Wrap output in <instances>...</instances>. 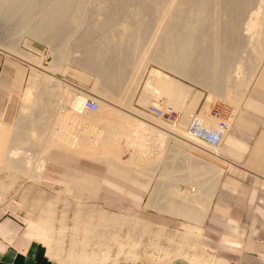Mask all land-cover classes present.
<instances>
[{"label":"bare ground","instance_id":"obj_1","mask_svg":"<svg viewBox=\"0 0 264 264\" xmlns=\"http://www.w3.org/2000/svg\"><path fill=\"white\" fill-rule=\"evenodd\" d=\"M256 1L257 0H99L98 4L100 5V8H98V14H103L104 16L100 15V17L102 16L105 19L104 22L97 25L95 24L96 21H94V14L97 12L92 10L94 9L92 5L95 4V0H0V31L5 29L6 32L4 33H8L9 35L24 31L39 38L40 40H45L53 47L57 53V57H59L58 59L62 62L71 59L70 55L72 46L77 48L79 52L81 51L83 56L81 60H79V65L85 70L95 73L97 76L96 87L94 89L95 92L99 94V99L97 100L98 109L95 112H90L91 114H95L98 112L99 108V112L105 108V103L108 102V100H113V102L122 100L120 98L127 94L129 84L131 86V78L138 70L145 55L148 60L157 63L166 70L168 69L173 74L181 76V78L184 77L186 78L185 80H189L191 83L194 82L196 85L199 84L205 86L206 89H209L211 95L215 92L213 94L228 97V93L226 92L234 85V76L239 79L240 77L238 78L236 74H242L245 70H251L253 73L254 70L259 67V63L261 64L264 59V0H262L260 7ZM154 31L156 36L152 37V40L155 38L154 40L156 41L153 44L154 48L152 47L153 45L151 46L154 50L153 53H149V50L147 51L148 48L146 40L153 35ZM1 34L3 35V33ZM17 35L19 34L17 33ZM245 38L247 40H245ZM71 40H75V43ZM243 40L246 42L244 41L245 43H243ZM204 44H210V47L204 49ZM243 44L246 45V47L244 46L245 48L248 47L247 51L243 47ZM150 45H148L149 48H151ZM202 45L203 47H201ZM13 48L14 46H12L10 50H13ZM243 53L248 55L247 59L245 57L246 55L244 56ZM33 59L34 58H32V60ZM37 73L38 72L34 71L31 72L28 81L29 88L26 91L27 100L28 98H32L31 95L34 92L36 93V97L34 98V101L29 103L28 100L24 105L22 104V107L24 108L23 115L16 123V125L18 124V127L22 126L20 128H22L25 132L21 129L18 130L23 131V134L26 136L21 134V132H15L14 128V134L9 141V150L8 152L6 151L7 154L5 155V159L3 161L4 167L6 166V168L8 167L10 170H14L28 176L32 175L30 173L31 171H27L28 169H25L23 164L26 163L21 162L22 160L20 158L23 157L18 150L23 145L29 143L30 138H32L34 134L37 137V143L39 142L38 144L40 145V148H43V150L41 151L39 150V146H35L37 143H34V146L36 147V150L38 148V150L42 152L45 159L54 148L65 150L76 156L84 155L90 157L95 154L98 157L100 156L102 161H104L103 156L110 155L113 148L115 149L117 156L118 154H123L122 150H119V147L121 146L117 149L114 139H112V136L109 135V132L111 134H117V132L124 131V129L120 128L118 125L119 127L113 128L114 131H112L108 128L110 126L105 125L103 119L104 123L102 122L101 117L100 119H93L94 117L92 115H86L85 112L87 113L88 111L84 109V106L89 95L72 94L71 91L69 92L67 90V86V88L61 86L62 83L60 84L59 82L54 81L55 78L53 79L51 75H41ZM249 75L247 74L248 77ZM242 77L243 79L241 80H243V82L240 83H244V76ZM236 78L234 81L235 83ZM249 79L246 81L247 83L250 81ZM51 85H53L54 88L58 87L60 89L59 86H61V89H64L65 96L63 93L61 95L64 96L63 98L66 97L64 102L69 104V110L62 108L60 109V112L57 111L59 114L56 115L54 108L50 104V97H53L57 90L56 92L54 91L53 94L50 88ZM236 85L237 84L234 85L233 89L235 91H233L238 94V92H242V90H239L240 88L237 86L239 88H237V91L235 88ZM245 87H247L246 84ZM171 89H173L171 92L172 97L170 99L171 105L183 108L182 102L186 101L189 96L187 94L190 93V91L188 92L187 88L181 82L162 72L154 71L147 83V89H144L139 100L143 104H147L150 102L152 97L153 99L156 97L158 100V98H161L162 95H167ZM246 90L247 89H245V91ZM241 92H239V94ZM57 94H55V96ZM126 96H129V94ZM126 109L125 113H122L124 121L135 119L139 121V123H142L140 126H143L146 130L150 131V133L145 136L147 137V139H145L149 141V143L145 144V147L138 152V154L142 156L143 154H148L146 145L148 149L150 147L153 150L157 147L158 150H155L159 152L162 144H165L163 138H171L170 134H172V138H174L173 135H175L177 136L175 139H178L179 137V139L184 140V144H193L195 147L190 146V148L193 147L192 150H196L201 155L210 157V154H212L214 150L216 151L223 146L225 139L231 130V122L225 120L228 124V129L222 145L218 148L210 147L189 132V128L196 117L201 119L204 122L205 127L209 130L217 128L220 120L214 122V127H208V123L206 124L205 118L208 117L212 121L211 117L208 115V112L210 111H207L206 109L196 115H192L190 113L189 118L191 119V122L187 128L188 132H186L187 123L185 124L181 122L182 124L179 123L177 127L169 126L165 122L153 116L147 114L145 115L141 112L133 111L132 109L131 112ZM201 114L206 117L204 118L199 116ZM43 120L46 122V125L44 123V125L42 124ZM52 122L55 123L51 124ZM101 125L103 129L101 128ZM82 130H85L86 134H84ZM29 133L31 137H28L30 136L28 135ZM82 134L86 136H83ZM128 135L131 134L128 133ZM117 136L118 135H116V137ZM141 137L142 136H140V138ZM189 139H191L193 143H191L192 141ZM111 155H113V153ZM25 156L27 155L25 154ZM160 156L161 155L158 154V157L161 159ZM101 158H99V160ZM27 161L28 159L25 160V162ZM216 161L219 162V159ZM43 162H45V160ZM153 162L152 164L155 163ZM200 166V168L206 172V177L210 175V178L216 179L217 182L220 180L223 170L217 165L215 167V165L204 161ZM199 171L200 170L196 171V174H198L197 172ZM207 172H210V174L208 175ZM38 174H33V179L35 178L36 180H34L35 182H39L42 176ZM187 176L188 179H190L188 174ZM170 178L172 177L170 176ZM191 179L194 178L192 177ZM202 179H199V185L198 183L196 184L197 180L194 179L196 182L192 180L195 183L194 185H197L196 187L198 189L197 192H195L198 193L199 191L197 195L195 193H189L187 195L182 194L184 195L183 198L185 197L182 203L181 201L179 203L169 201L170 204L168 205L169 208L167 213L171 216L182 218L188 222L186 232H183V234L181 233L183 238L181 239V242L179 241L180 243L178 242L179 248L176 251L177 254H173L175 250L172 252L170 247L165 248L166 246H169L167 245L168 243L166 246L164 245V247H159L158 242L161 240L158 241L154 239L155 241L152 243L150 242V245L153 247L149 246L153 249V251H151L156 252V250H159L158 253H160V251L164 252L165 259L171 258L170 261H168L169 263L181 258H187L190 264H229L223 260L214 258L215 254L213 256V254H209V252L207 255L208 257H205L206 253L204 254V251L199 254L193 253L194 249L191 248V243L194 241L195 245V242H197L196 239L200 238L202 235L205 219L208 216L212 201V194L207 192V199H205L201 190L206 185L210 187L212 182L211 180L213 179H203V182ZM187 183L189 184V182ZM216 185H214V189ZM211 190L212 189H210V191ZM198 197H203L205 200L198 199ZM55 202L57 203V200L46 203L47 206L42 209L43 211L41 210V214L38 219H30L28 228L35 234L36 240L46 246L50 257L54 258L55 256H60L61 259V256H63L62 254H64L63 250H65L64 245L66 243V234L70 228L63 224L59 227V230L57 229L58 231L56 230V223L53 220L55 216ZM82 205H84L82 202H78V210L75 214L73 213L74 216L79 218L84 217L85 214H98L101 216V220H99L101 223L97 222L95 225H91L92 222L90 223L87 220L89 216L86 219L87 221H83L85 224L81 227L80 224L82 223H74V226L71 228L73 234L70 238V242L73 245L70 249L67 248L69 250H67L68 253L65 251L67 253L66 255H68V261L71 260L77 264H111V262H113V264H118V258H120L121 255H125V259L128 262L141 260L140 252L144 250L140 249L141 251L139 252V247L140 245H143L142 243L145 236L149 234L152 228L150 223L145 221L134 222L135 226H132L135 229H133H139L140 234L135 237L132 245L128 246L126 245V241L125 244L123 241L118 239H112L113 244L117 245L119 250L118 254L116 253L117 255L114 257L111 254L113 252V246H103V243L107 241V237L105 234L106 231L103 232V229L101 230V228L110 227L111 229L112 225L110 224H112V221L110 220H114L113 222H120L118 220L122 219L124 215L112 213L111 211L98 206L97 208L95 207L91 213H89L90 211H81ZM76 217H74V219ZM123 222H125V220H123ZM120 224L121 225L113 226L116 228L115 230H118V233L119 230H122L123 228V223ZM81 229L82 231L85 230L83 231L85 232L83 234V240L81 238L82 236L80 237L79 234ZM94 232L96 235L102 234L103 237L99 240L95 239L94 241V238L92 237ZM56 234H59V236H57L58 238H56ZM128 234V238H132L133 233L129 231ZM162 234L161 236L163 237ZM164 235H167L166 232ZM162 237H158V239H161ZM172 237L175 239V236ZM130 240L131 239H129V241ZM169 242L171 244V238ZM54 244L58 246V248H56ZM79 244H82L83 246L81 247ZM54 246L56 251L53 250ZM78 246H80L81 249H78ZM149 247H147V250ZM152 252L151 255L149 254V257L152 256ZM154 258L155 254L153 256V259ZM162 260L164 259H161L160 262H162Z\"/></svg>","mask_w":264,"mask_h":264},{"label":"rangeland","instance_id":"obj_2","mask_svg":"<svg viewBox=\"0 0 264 264\" xmlns=\"http://www.w3.org/2000/svg\"><path fill=\"white\" fill-rule=\"evenodd\" d=\"M95 1H96L94 2L95 4L92 5L94 8L92 10L97 12L96 13L97 15L94 14L95 15L94 21L97 22V23L95 22V24L100 25L102 22H104L105 18L102 17L104 16L103 14H98L99 13L98 8H100V5L98 4L99 0H95ZM256 2L260 7V4H262L261 3L262 0H257ZM100 15L102 16L100 17ZM4 32H6L5 29H3V31L2 30L0 31V127L2 126L6 128L7 131L9 132L10 131L14 132V128H15V132L18 131L21 132V134L25 132L22 128H20L22 126L18 127V124L16 125V123L19 121L18 119L23 115L24 108L22 106L25 104V102L29 100L28 102L30 103L34 101V98L36 97L35 96L36 93L35 92L33 93L34 90L32 91L33 93L31 95L32 98L30 99L28 98L27 100L25 95L27 89L29 88L28 81L31 72L33 71L38 72L41 75H49V76L51 75L53 79L55 78L54 81H57L60 84L62 83L61 86H64L65 88L68 87L67 90L69 92L71 91L72 94H76V95L84 94L87 96L89 95L88 99L86 100H94L97 102V100L99 99L98 98L99 94H97L94 89L96 87L95 85L97 82V76L95 73L85 70L79 65V60H81L83 56L81 54L82 53L81 51L79 52L77 48L72 46L71 55L73 57L70 55L71 59L62 62L60 61V59H58L59 57H57V53L55 52L53 47L50 44H48L47 41L40 40L39 38L29 34L28 32L27 34L24 31H20L21 34L20 32H17L20 36L17 35V33L9 35L8 33H4ZM1 33H3V35ZM155 36L156 35L154 31L153 35L150 37L151 39L149 38L148 40H146L147 48H148L147 51L149 50L148 51L149 53H153L154 50L153 44L155 43L156 40H154L155 38H153L152 40V37ZM245 40L247 39L245 38ZM245 40H243V43L246 42ZM71 41L75 43L74 42L75 40H71ZM148 45H150V47L153 45L152 46L153 48L151 47L152 50L151 48H149ZM209 45L210 44H206L204 46V49L210 47ZM12 46H14V48L13 50L12 49L10 50ZM244 46L246 47V45L243 44V47ZM201 47H203V45ZM245 49L247 51L248 47ZM243 54L244 56L246 55L245 57L247 59L248 55L246 53ZM145 57L146 55L143 57L142 63L139 66L138 70L131 78V86L129 84L127 88L128 92L126 91L127 94H129V96H126L127 95L126 94L120 98L122 100L116 102L115 101L113 102V100H108V102L105 103V108L101 112H99L100 111L99 108L97 112L98 114L97 113L91 114L90 112L87 113L85 112V114L88 116L92 115L94 117L93 119L96 118L100 119L101 117V120L103 119L105 125L110 126L108 128H110L112 131H114L113 128L115 127L118 128L119 126L120 128L124 129V131L117 132V134L116 133L111 134L109 132V135L112 136V139H114V143L116 144L117 149L119 146H121L119 147V150L120 149L122 150L123 154L120 152L122 155L118 154L117 156V154L115 153V149L113 148L112 150L113 152L112 151L110 152L111 154L113 153V155L110 154L103 156L104 161H102V158L100 156L99 157L96 156L95 154H94L95 156L91 155L90 157L84 155L76 156L74 154H70L62 150L53 149L50 152L49 156L45 159L41 152L43 148H40V145L38 144L39 142L37 143L38 140L35 134L32 138H30L29 143H27L28 145L25 144L18 150V152L20 151L19 153L24 158V159L20 158L22 160L20 161L22 163H26L23 165L25 166L26 170L28 169L27 171H31L30 173L32 175L28 176L14 170H10L8 167L6 168V166L4 167L3 160L5 156L3 154L0 155V226L5 222H10L11 225L17 228L18 230L12 242L0 237V242L4 244V246L5 245L18 246L20 245L19 243L21 241L25 242L30 239L32 241L31 243H35L46 248V246H44L41 242L37 240L34 241L31 238L32 235L35 238V235L30 230H28V225L30 224V219H35V220L38 219V217L41 214V210L47 206L46 203L57 200V203L55 202V206H56L54 207L55 216L53 218V220L56 223L55 228L56 230L57 229L59 230V227L65 224L70 228V230L66 234L67 235L66 243L64 245L65 250H63L64 254H62L64 257L61 256L60 259V256H55L54 258L56 259H54L50 257L49 254L48 255L53 260H57L68 264H77L72 262L71 260L68 261L67 260L68 255H66L68 253L67 250L70 249V247H72L73 245L70 242L71 235L73 234L71 228L74 226L75 222L76 224L82 223L80 224V227L83 226L85 224L83 221H85L88 216L89 217L87 220L90 223L92 222L91 225H95L97 222L101 223V221H99L101 220V216L98 214H93V215L85 214L84 217H79V218L74 216L75 212L78 210L77 209L78 202L83 201L84 205H82L81 211H86V212L90 211L89 213H91L94 210V208L95 207L97 208L98 206L104 209H109L112 213H119L124 215L122 219L118 220L120 222L117 221L113 222L114 220H110L112 221V224H110L112 225L111 229L110 227L108 228L104 227L105 229L101 228V230L103 229V232L106 231L105 234L107 237V241L103 243L104 244L103 246L104 247L113 246V252L111 254L114 257L118 254L119 250H118V246L113 244L112 239H118L120 241H123L124 243L126 241L127 243V244L125 243L126 245L128 246L132 245L134 243L135 237L139 236L140 234L139 229L134 230L135 229L133 227L135 226L134 222L136 223V222L145 221L151 224L152 228L149 234L145 236V239L142 243L143 245H140L141 248L139 247V252L141 250H144L145 252L148 253L141 251L140 252L141 260L136 262H132V261L128 262L125 259V255L124 256L121 255L120 258H118L119 259L118 264H172L174 261L172 263H169L168 261H170L171 258L165 259L164 252L160 251V253H158L159 250H156V252L155 251L152 252L153 247L150 244L155 240L158 241L161 240L158 242L159 247L162 246L164 247V245L166 246V244L168 243L167 245L169 246H166L165 248L170 247V249H172V252L175 250L173 254H177L176 251L179 248L178 242L179 241L181 242V239L183 238L182 234L183 232L185 233L188 228V222H186L181 218L171 216L170 214L167 213V210L169 208L168 205L170 204L169 201L170 202L175 201L178 203L180 201L181 203L184 201L182 195H178L180 191L178 190L177 187H181L182 188L181 190H184L182 186L186 185L185 187L186 190H191V189H187V186L190 183H192L191 182L192 177L195 180H199V179L201 180L202 178L204 180L213 179L210 178L209 175L210 172H207L209 176L206 177L205 175L206 172L203 171L202 169H201L202 172H197L198 174H196V171L200 169L199 166L194 167L196 168L194 174L196 175L197 178L191 171L187 173L190 179H188L187 174L185 175V177L184 175L183 176L181 175V178H179L180 176L179 173H177V167L186 164L187 165L189 164L188 166L193 167V164L197 163L201 165L204 161H207L209 164L215 165V167L217 165L220 169L223 170L222 176L220 180H218L220 181L217 185L218 187L215 186V189H213L215 191L214 197L216 196L221 197L220 199L222 200V203L219 204L220 208L218 210V208H216L217 202L214 199L213 213L219 215V218L221 215H225V217L230 216L231 218L236 220L237 224L234 225V228L236 229V233L231 236H227V238L230 239V243H232L231 245L224 244L222 238L224 229L223 227L217 224H214V228H212V224L214 223V220L211 214L208 216V219L206 221V230L204 234L200 238L196 239L197 242H195V245H194V241L191 243V248L194 249L193 253L199 254L204 251V254L206 253L205 257H208L207 256L208 252L209 254H213L214 256L215 253L211 251H216L214 258L222 259L225 260L226 262L228 261L227 263L232 262L233 264H235L236 251L237 250L241 251L243 248V244H246L248 242H253V240L257 239L259 235L262 233L261 231L263 229V223H264L263 220L264 219L263 218L264 188L258 185V183L256 182L257 181L256 177L252 173L249 174L247 173L246 176H241L239 171L245 172V170L231 163V162H236L242 167L247 168L248 167L247 160L249 159L248 157L226 156L223 149L225 143L221 147L220 151L218 152L213 151L214 154L213 153L210 154L209 152V154L211 155L210 157L206 155H201L198 154L196 150H192L193 147L190 148V146H194L193 144L190 143L184 144L183 142L184 140L179 139V137L178 139H175V137L177 138V136L175 135H173L174 138H172V134H170L171 138H165V137L163 138L165 144H162L159 151L160 153L155 150L157 149V147L154 148L153 150L150 147L148 149L146 145L148 154L146 155L143 154V156L138 154V152H140L141 149L145 147L144 145L149 143V141L146 140L147 137L145 136H147L150 133V131L146 130L145 127L143 126H140L142 123H139V121L135 119L124 121V118H122L123 116L122 113L123 114L125 113L126 108H127L126 110H130L131 112L132 110L138 111L145 115L147 114L155 118H158L169 126L177 127L181 122L185 124L187 123L186 132H188L187 128L189 123L191 122V119L189 118L190 113L192 115L195 112L196 114H198L200 106L206 101L208 104L206 103L204 107H206L207 111H210V107H209L210 104L211 103L214 104L218 102V99H216L215 97L217 96V94H213L215 92H213L211 95V92L209 91L208 88L206 89L205 86L199 84L196 85L194 82L191 83V81L189 82V80H185L186 78L184 77L181 78V76L173 74L168 69L167 71L165 68L161 67L155 62H151L150 60H148L147 57L146 58ZM32 58L34 59L32 60ZM154 71H159L172 77L173 79L181 82L187 88L188 92L190 91V93L187 92L188 93L187 95L189 96L188 98L186 97L187 99L185 98L186 101L182 102L183 108L182 107L178 108V107H174V105H171L170 99L172 97L171 92L173 91V89H171L167 95L165 96L162 95L161 98H158V100L156 97H155L156 100L155 98L153 99L152 97L150 99V102L147 104H143L139 100L141 98L140 96L142 95L144 89L145 90L147 89V83L150 79L151 74ZM61 86H59L60 89L58 87H55L56 88L55 89L53 85H51L50 87L52 93L54 91L56 92V90L57 92L55 94L58 93L56 96L53 93L54 94V95L52 94L53 97L52 96L50 97L51 98L50 104L54 108L56 115L59 114V112L61 111L60 109L62 108L68 110L70 109L69 104L64 102L66 100V97L63 98L65 96V91L64 89H61ZM203 88L208 92H206ZM62 93L64 96L61 95ZM152 107H156L160 109L162 112L164 111L163 115L160 116L155 115L152 112ZM57 111L59 112L57 113ZM186 112H188L189 114ZM216 113L219 112H215L214 114ZM130 115L133 116L132 114ZM43 123L46 125V122L44 120L42 121V124ZM53 123L55 122H52L51 124ZM98 125H99V121H98ZM23 128H24V124H23ZM18 129H21L24 132L21 130L19 131ZM82 131L84 134H86L85 130ZM145 131L146 133L147 132L148 133L146 134ZM128 133H130L131 135H128ZM84 134L82 135L86 136ZM23 135L26 136L25 134ZM28 135H30V133ZM116 135H118L117 136L118 138L116 137ZM140 136L142 137L140 138ZM28 137H31V135ZM177 140L180 141L178 142ZM191 141H187V142H191ZM34 143H37L35 144V146H39V150L41 151H39L38 148L36 150ZM191 143H193V141ZM25 154L27 156H25ZM158 154L161 155L160 156L161 159L158 157ZM95 157H97L98 159ZM157 157L160 159L159 161L160 163L158 162L159 159ZM99 158L101 159L99 160ZM155 158L158 160H156ZM27 159L28 161L25 162V160ZM217 159H219V162L216 161ZM44 160L45 162H43ZM41 162H43L44 164ZM152 162L154 164H152ZM232 165L233 167H231ZM168 168H171L169 172H168ZM33 174L42 175L39 182H35L36 180L35 178L33 179ZM170 176L172 178H170ZM227 176L236 179L239 182V185L234 186L232 184L226 183ZM203 179L202 182L204 181ZM215 181L216 179H213L212 181L213 185L215 184L214 183ZM187 182H189V184ZM206 188H208V186ZM212 194H214V192ZM206 197L204 198L207 199ZM199 199H203V197L202 198L199 197ZM221 208L223 209L224 212L220 211ZM160 209H162L163 211ZM73 216L76 217L75 218L76 220L74 219ZM123 220H125V222H123ZM219 222L224 224V223H228L229 221L227 220V218H223L220 219ZM120 223H123L122 224L123 228L122 230H119L118 233V230H115L116 228H114L113 226L121 225ZM83 231L81 229L79 233L80 237L82 236L81 237L82 240L84 239L83 234L85 233ZM129 231L133 233L132 238H128L127 236L129 235L128 234ZM165 232L167 235H164ZM161 234L163 235V237L161 236ZM57 236H59V234H56V238H58ZM172 236H175V239ZM92 237L94 238L95 241V239L99 240L103 236L102 234L96 235L94 232ZM158 237L159 238L162 237V238L158 239ZM170 238L172 240L171 244L174 243L172 244V246L169 242ZM129 239L131 240L129 241ZM235 241L241 245V248H237L233 244V242ZM55 246L53 247L54 251H56L54 249ZM80 246L82 247L83 245L81 244ZM80 246H78V249H81ZM149 246H151L152 248ZM147 247H149L148 250ZM56 248H58V246H56ZM209 249H211V251ZM150 251L152 252L151 257H149L151 255ZM47 253H49L48 250ZM154 254H155V258L153 259ZM161 259L164 260L160 262ZM181 259H185V258H181ZM185 260L189 262L187 258ZM111 264H113V262H111Z\"/></svg>","mask_w":264,"mask_h":264},{"label":"crops","instance_id":"obj_3","mask_svg":"<svg viewBox=\"0 0 264 264\" xmlns=\"http://www.w3.org/2000/svg\"><path fill=\"white\" fill-rule=\"evenodd\" d=\"M247 74L248 75L250 74L249 77L247 76ZM236 75L238 78L239 77L240 78L237 79L234 76L233 80L235 81V78H236V83L234 81L233 83L234 85L237 84L235 87L236 89L239 87L240 89L239 88L238 89L242 90V92L239 91L242 93V95L241 93L239 94V92L238 94L237 92H234L235 90L233 89L234 88V85H233L231 86L232 88L230 89L231 92L230 90L226 92L228 93L227 95L229 99L227 96H226L227 98L224 96L223 98L222 96L218 94L217 96H215L216 99H218V102L214 104L212 103L210 104L209 106L210 112H208V115L209 117H211L213 122L208 117L205 118L206 116L202 114L199 116L205 118L206 124L208 123L207 124L208 127L209 126L214 127L215 126L214 122L221 120V119L231 122V130L225 139V145L223 147L225 155L232 156V157H248L249 159L247 160V165H248L247 168L242 167L236 162H231V163L245 170V172L239 171L241 176H246L247 173L248 174L252 173L256 177V180H257L256 182L258 183V185L264 188V59L262 60L261 64L259 63V67L256 70H254L253 73L251 70L249 71L245 70L242 74H236ZM242 76H244V83H240V82H243V80H241L243 79ZM250 76L252 77V79ZM248 79L250 81L247 83L246 81H248ZM245 84L247 87H245ZM245 89L247 90L245 91ZM206 103L207 101L200 106L199 111H198L199 113H201L203 110L206 109V107H204ZM215 112H219L220 113L219 116H215L214 115ZM193 115H196V112ZM13 134L14 132H11V131L9 132L7 131L6 128L2 126L0 127V155L3 154L5 156L7 154L9 150V145H10L9 141L12 138ZM54 149L61 150L57 148H54ZM220 150L221 148L216 150V152ZM62 151L67 152L65 150H62ZM193 166L194 167L199 166V168L201 167L200 164H197V163L193 164ZM194 167L186 166V165H184L183 167L178 166L177 172L179 173V176H180L179 178H181V175L185 176V174L189 173L190 171L191 172L194 171L193 173H195L196 169H194ZM231 167H233V165ZM192 168L193 170H191ZM170 169L171 168H168V172L170 171ZM198 170L201 171V168ZM192 180L193 179H191V181ZM197 181H200V180H197ZM216 182L214 185L216 184L218 185L220 181H218L217 183ZM197 183L198 182H196V184ZM226 183L232 184L234 186L239 185V182L230 176L226 177ZM190 184H193V185H190ZM190 184H189L190 186L189 185L187 186V189H191V190H186L185 188L186 185H183L184 190H181L180 187H177L178 190L180 191L178 195H182V194L187 195L189 193L194 194L195 192H197V189H198L196 187L197 185H194L195 183L193 181ZM213 186H212L211 191H213L214 189ZM206 187L207 185L204 186V188L201 190L203 192V195L206 194L204 197L208 195L207 192L211 193L210 191L211 187L209 186L208 188ZM198 193H195V194L197 195ZM184 195H182V197ZM211 196H212V201H211L208 216L211 214L213 216L214 223L212 224V228H214V224H217L223 227L224 229L223 230L224 232L222 234L223 242L224 244L231 245L232 243H230V239L227 238V236H231L236 233V229L234 228V225L237 224V221L231 218L230 216L225 217V215H221L219 218V215H217L216 213H213L214 199L217 202L216 208H218V210L220 208L219 204L222 203V200L220 199L221 197L219 196L214 197L215 191H214V194H212ZM79 202L84 203L83 201H79ZM106 210L110 211L109 209H106ZM220 211L224 212L222 208L220 209ZM208 216L205 219V224L203 227L202 235L204 234L206 230V221L208 219ZM223 218H227L229 222L224 223V224L220 223L219 220ZM263 218H264V212H263ZM28 230L30 229L28 228ZM17 232H18L17 228L12 226L10 222H5L0 226V237L5 240H9L10 242L13 241ZM261 232L262 233L259 235L257 239L253 240V242H248L246 244H243L242 250L236 251V254H235L236 262L240 261L242 264H264V223H263V229ZM31 238L34 241H36V236L34 238V236L32 235ZM31 242L32 241L30 239L25 242L21 241L19 243L20 245L18 246H14V245L4 246V244L0 242V264H68V263H63V262L51 259L47 253L46 248H44L41 245L31 243ZM233 244L237 248H241V245L238 242L235 241L233 242ZM209 250L211 251V249ZM211 252L216 254V251H211ZM229 263L233 264L232 262H229ZM172 264H190V263L185 259H178L174 261Z\"/></svg>","mask_w":264,"mask_h":264},{"label":"built area","instance_id":"obj_4","mask_svg":"<svg viewBox=\"0 0 264 264\" xmlns=\"http://www.w3.org/2000/svg\"><path fill=\"white\" fill-rule=\"evenodd\" d=\"M84 109L88 112H95L98 109V104L94 100H86ZM152 112L157 115H163V112L156 108L152 107ZM176 114V113H175ZM215 116H219V113L214 114ZM228 129V124L224 119H221L219 125L214 130H209L205 127L204 122L199 119L195 118L189 128V132L191 134L201 140L204 144L210 147H220L226 137ZM236 264H242L240 261Z\"/></svg>","mask_w":264,"mask_h":264}]
</instances>
